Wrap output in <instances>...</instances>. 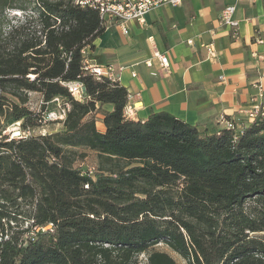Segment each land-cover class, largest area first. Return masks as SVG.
<instances>
[{
  "label": "trees",
  "instance_id": "obj_1",
  "mask_svg": "<svg viewBox=\"0 0 264 264\" xmlns=\"http://www.w3.org/2000/svg\"><path fill=\"white\" fill-rule=\"evenodd\" d=\"M104 27L76 0H0V264H179L161 243L187 264H264V105L215 132L128 117V89L86 68ZM56 98L61 129L35 134ZM17 122L27 134L5 132ZM89 151L93 174L75 166Z\"/></svg>",
  "mask_w": 264,
  "mask_h": 264
},
{
  "label": "crops",
  "instance_id": "obj_2",
  "mask_svg": "<svg viewBox=\"0 0 264 264\" xmlns=\"http://www.w3.org/2000/svg\"><path fill=\"white\" fill-rule=\"evenodd\" d=\"M230 4L236 27L221 20ZM127 28L125 34L105 26L87 55L93 65L114 69L129 91L133 119L165 111L215 132L230 122L248 124L250 111L264 105V0H184L152 10L144 26L131 21ZM155 46L168 54V68L153 58ZM97 128L105 131L101 114Z\"/></svg>",
  "mask_w": 264,
  "mask_h": 264
},
{
  "label": "built area",
  "instance_id": "obj_3",
  "mask_svg": "<svg viewBox=\"0 0 264 264\" xmlns=\"http://www.w3.org/2000/svg\"><path fill=\"white\" fill-rule=\"evenodd\" d=\"M237 2L245 1V0H235ZM254 1V0H250ZM184 2V0H87V7L94 8L99 11L100 17L102 19L104 26L115 25L120 27L121 30L127 34L128 28L127 23L131 21H136L140 23L142 26L147 23V15L152 10L162 7V6H179ZM235 5L230 4L227 5L223 10L221 20L224 24L230 25L232 27L238 26V21L233 18L235 12ZM152 39V37H151ZM190 44L193 43L192 40L188 41ZM210 53L214 56V51L212 48L208 46ZM87 54V51H84ZM153 58H156L160 65L163 68H168L170 66V58L167 53L159 51V49L155 46L153 47ZM147 66L152 67L154 65L153 59H149L146 61ZM86 68L91 72L95 73L97 76L106 75L112 81L117 80V76L114 73V69L109 66H98L90 64L88 59L86 60ZM136 76V73H133ZM69 89L72 94L78 99H83L84 97V87L81 82H70L68 83ZM59 101L58 98H56ZM260 107H256L249 113V117L251 121H253L259 111ZM134 107L129 102L125 107V113L128 117L133 116ZM65 110L63 109V113L61 115V119L64 118ZM19 125V132L14 136H21L23 134H27L21 129V122H17ZM229 126L231 122L228 123Z\"/></svg>",
  "mask_w": 264,
  "mask_h": 264
},
{
  "label": "rangeland",
  "instance_id": "obj_4",
  "mask_svg": "<svg viewBox=\"0 0 264 264\" xmlns=\"http://www.w3.org/2000/svg\"><path fill=\"white\" fill-rule=\"evenodd\" d=\"M12 16H17L21 18L22 14L20 11L13 10ZM117 39V38H115ZM88 51V50H87ZM89 55L87 59L89 60ZM90 64H92L91 61H89ZM33 101L35 100L36 96H33ZM62 102H56V104H51L44 112H41L40 104L41 102H34L32 104V108L35 109L38 112H41V115L44 116V119L42 122L35 126L33 131L35 134H45L53 131H57L61 129L62 124L58 122L61 119V115L63 113L64 106L61 104ZM6 133L10 134L11 136H14L18 134L19 132V125L17 123L13 124L11 127H9L6 131ZM14 134V135H13ZM76 167L83 169L84 171H87L89 173H92L98 168V158L96 153L89 151L88 155L84 158V160H77ZM156 249L166 251L170 253L179 264H187V261L183 259L181 256H179L177 253L172 251L168 246L165 244H159ZM141 261V264L146 260V255L142 254L139 258Z\"/></svg>",
  "mask_w": 264,
  "mask_h": 264
},
{
  "label": "bare ground",
  "instance_id": "obj_5",
  "mask_svg": "<svg viewBox=\"0 0 264 264\" xmlns=\"http://www.w3.org/2000/svg\"><path fill=\"white\" fill-rule=\"evenodd\" d=\"M76 3L83 7H87V0H76Z\"/></svg>",
  "mask_w": 264,
  "mask_h": 264
}]
</instances>
